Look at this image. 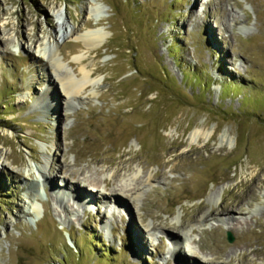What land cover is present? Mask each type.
Here are the masks:
<instances>
[{
    "label": "rangeland",
    "instance_id": "rangeland-1",
    "mask_svg": "<svg viewBox=\"0 0 264 264\" xmlns=\"http://www.w3.org/2000/svg\"><path fill=\"white\" fill-rule=\"evenodd\" d=\"M81 66L95 83L66 103L55 73ZM183 256L264 264V0H0V264Z\"/></svg>",
    "mask_w": 264,
    "mask_h": 264
},
{
    "label": "bare ground",
    "instance_id": "bare-ground-1",
    "mask_svg": "<svg viewBox=\"0 0 264 264\" xmlns=\"http://www.w3.org/2000/svg\"><path fill=\"white\" fill-rule=\"evenodd\" d=\"M59 12L60 11H57V12H55V14H56L57 18L60 21V13ZM58 25L60 27L59 29H61L60 34L63 33L64 36H66V38H69L68 36L69 35H72V33H70L72 31H67L63 27V23L60 22V23H58ZM103 37H104V34L102 32H91V33L85 34L84 36H82L80 38H81V42L84 44V46L86 48H90L91 49V48H95L96 46H98L101 43V41L103 40ZM60 38L61 37H59V35H58L57 37L53 38V40L48 41L47 47L44 48V50H43L44 52L42 51V54H41V55L44 56V55H46V52H48L47 53V56L51 60V62L53 63V66H54V68H55V70L57 72L61 69L62 64L58 60H56L54 58L55 57L54 52L56 51V47L58 45V42H59V39ZM81 61H82V58H80V57L76 58V60H75V62H77V63H80ZM77 75L79 76L78 78H73L69 74L60 75V74H56L55 73L56 83L58 84V86L60 88L59 89L60 90L59 95L62 97V100L65 101L66 103H70L71 100L75 96H77L78 94H80L82 92V90H84V88H86L89 85H94V83H95V82H93L91 80V73L89 72V70H87L85 68V66H81V68L77 72ZM51 91H52V89L50 90L49 88H47L45 90L44 95H43V101L42 102L48 101ZM199 136H201V133H199V131L197 130V131H194L190 135V138H191V140H193V139H195V138H197ZM223 139H224V137H223ZM45 163H46V165L48 164L49 166L51 164V162L49 161V159L48 160L45 159ZM37 171H38V173H43V176L45 177V175H44L45 170L38 169ZM41 177H42V175H41ZM150 179H151V177L150 176H147L144 179V183H148L150 181ZM82 180L83 179H81V181L79 182V180L75 178V181H78V182H73V183H77V185L79 187L78 188L75 187V188H73L71 190V192L73 190L76 191V194H78V195H76V194H74V195L79 198V199L77 198L78 200H81L80 201L81 203L84 202L85 204H88V206L94 207V206H100V205H102V203H103L102 200H103V201L108 202V206L103 204L102 206H104V207H101V209H105V208L108 209V208H110L109 206H111L112 207V210H113L114 207L111 204L112 202L115 203V208L116 207H119V206L121 208L123 207V209L126 208L125 207L126 205L124 206L122 204H116V203H123L122 199H120V197H118V196L123 197L124 193H126V190L123 191V193L122 192L119 193V192H117L115 190H112V189L111 190L109 189V191H108L107 188H110L109 187L110 186V182H106V181L98 182L95 179L89 178V179H87L88 182H89V184H86L85 183L86 181L83 182ZM254 181L255 182H258L259 180L258 179H254ZM37 182L40 183L41 180H38ZM98 184L100 185L99 187L96 186ZM84 189L87 190V192L84 191ZM92 190L93 191L96 190V192L95 193H92ZM98 191H100L99 193H101L100 202L98 200L99 198L98 199L96 198V195L98 194ZM136 191H137V188H134V190L131 189V190L127 191V193H129L131 196H133ZM84 193H86V194H84ZM87 193L89 195H87ZM78 200H77V202H78ZM95 201H97V202H95ZM109 210L111 211V209H109ZM227 210L228 209L222 210V213H227ZM125 211H126V213H123L121 211L120 212L123 215H128L129 214V211L128 210H125ZM238 225L241 226L239 222L235 221V226H238ZM110 233H112V231H110ZM175 238L177 240H181V237L180 236H176L175 235ZM69 239H70V237H69ZM170 241H171L172 244H174V246L178 242L177 241L175 243V241H173L172 239H170L169 242ZM180 258L182 259V258H184V256L183 257H180ZM174 260L176 261L177 264H187V263L184 262V261H186V258H184L183 260H179V259H176L174 257ZM246 262L247 261L245 259H243V262L242 263L244 264Z\"/></svg>",
    "mask_w": 264,
    "mask_h": 264
},
{
    "label": "water",
    "instance_id": "water-1",
    "mask_svg": "<svg viewBox=\"0 0 264 264\" xmlns=\"http://www.w3.org/2000/svg\"><path fill=\"white\" fill-rule=\"evenodd\" d=\"M227 241H228V242H232V237H231L230 234H227Z\"/></svg>",
    "mask_w": 264,
    "mask_h": 264
},
{
    "label": "trees",
    "instance_id": "trees-1",
    "mask_svg": "<svg viewBox=\"0 0 264 264\" xmlns=\"http://www.w3.org/2000/svg\"><path fill=\"white\" fill-rule=\"evenodd\" d=\"M70 237V239L72 240V238H71V236H69ZM73 243H74V247L77 249V246H76V243H75V241H73ZM98 243V242H97ZM96 243V244H97Z\"/></svg>",
    "mask_w": 264,
    "mask_h": 264
}]
</instances>
